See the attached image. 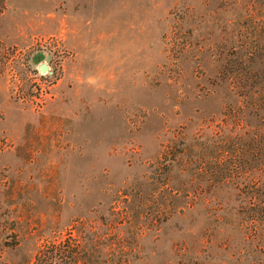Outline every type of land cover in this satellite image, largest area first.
Masks as SVG:
<instances>
[{
  "label": "rangeland",
  "instance_id": "1",
  "mask_svg": "<svg viewBox=\"0 0 264 264\" xmlns=\"http://www.w3.org/2000/svg\"><path fill=\"white\" fill-rule=\"evenodd\" d=\"M238 58L264 0H0V264H264Z\"/></svg>",
  "mask_w": 264,
  "mask_h": 264
},
{
  "label": "trees",
  "instance_id": "2",
  "mask_svg": "<svg viewBox=\"0 0 264 264\" xmlns=\"http://www.w3.org/2000/svg\"><path fill=\"white\" fill-rule=\"evenodd\" d=\"M248 57V56H247ZM230 67L227 68L226 81L235 95L240 99L241 104L237 106H231L227 111L226 119L231 120L237 125L253 126L247 128L245 134L252 133V138L245 140L241 149L243 157L246 151L253 150L258 153L259 161V176L264 177V60L254 61L247 59H236L229 61ZM259 65L260 67H258ZM225 80V78H223ZM256 119L257 123L252 125L251 119ZM247 148V149H246ZM243 159V158H242ZM241 163H245L244 161ZM231 173L234 172L230 170ZM257 197L259 203L257 204V210L251 213V219H255L254 216H261L264 222V190L257 189ZM256 195L252 194L251 198H255ZM245 214H250L249 212ZM264 224V223H263ZM78 244H67L66 241L59 242L57 244H51L42 249L35 258L33 264H62L68 262V264H79L78 255L75 248Z\"/></svg>",
  "mask_w": 264,
  "mask_h": 264
},
{
  "label": "water",
  "instance_id": "3",
  "mask_svg": "<svg viewBox=\"0 0 264 264\" xmlns=\"http://www.w3.org/2000/svg\"><path fill=\"white\" fill-rule=\"evenodd\" d=\"M41 70H42V71H46V70H47V66H46V65H42V66H41Z\"/></svg>",
  "mask_w": 264,
  "mask_h": 264
}]
</instances>
